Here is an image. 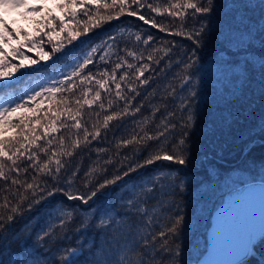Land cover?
I'll use <instances>...</instances> for the list:
<instances>
[{
  "label": "trees",
  "instance_id": "obj_1",
  "mask_svg": "<svg viewBox=\"0 0 264 264\" xmlns=\"http://www.w3.org/2000/svg\"><path fill=\"white\" fill-rule=\"evenodd\" d=\"M58 1L28 0L27 6L15 10L14 15L9 13V10L13 9H0V16H3L9 28L19 34L16 36L18 38L16 40L20 42V46L16 47H18L20 53L39 61L35 65L21 69L15 73L13 78L0 81V96L3 97L12 93V97H15L7 106L1 108L13 107L17 102L27 100L30 94L24 92V89L30 81L34 83L42 79L45 76L42 74L43 72L59 68L65 61L71 57H76L75 55L82 49L95 44L98 40L100 42L96 46L97 48L100 44L105 45L110 42H119L123 46L110 54L107 53L104 60L93 57L94 63L89 65L82 73L84 75L91 71L94 74L95 80L90 84L85 82L81 85L77 80V88L72 92L55 93L50 98H37L35 101H30L26 108L19 110V113L23 114L21 117H27L24 121L25 125L36 129L39 133L43 132L42 125H46L47 120L52 118L54 113L58 110L63 113L56 124L58 131L51 137L53 148L59 151L58 140L60 137H63L66 146H69L77 134V130L73 126L74 121L69 120L68 113L63 110L70 108L75 113L78 109L75 103L77 99L81 102L85 98L92 99L94 93L100 91V101L94 102L91 108L87 105L79 108L80 116L77 119L81 120L82 129L78 133L81 147L77 152L83 153V157L80 158L70 146L67 147V150L73 151L74 156L71 158L60 157L62 162H69L72 171L79 173V175L73 176L71 173L62 170L61 178L68 175L69 179L74 182L69 186L61 179L64 187L70 188L72 191H87L84 187L87 181L95 183L101 177L111 179L112 176L116 175L115 168L126 161L125 156L132 157V159L137 156L146 158L147 155L155 154L160 149L168 150L173 139L172 135L159 137L156 141H143V144L152 145L151 148L147 149V152L141 144L120 148H117L116 145L122 139H130L132 135L139 134L142 136L144 133L140 131L141 128L150 135H158L164 126L161 113L166 115L168 110H178L181 100L188 95L190 90L194 89L197 92V96L192 98V111L195 115V121L189 128L188 142L185 145L186 155L190 158L191 163L189 165H179L173 161H155L152 165L140 168L136 171L137 173L125 177L117 185L108 187L104 192H108L109 195L101 193L94 202L91 201L90 205L87 206L80 205L78 201L66 200L64 196L58 194L54 201H46L40 207L38 213L25 216V220L29 216H33L31 223L28 225L31 230L30 238L26 235L21 238L19 243H4L0 246V261L3 264H61L59 257L62 254L57 253L74 248L76 251L69 255L70 257L65 264H138L142 258H147L142 256L145 252V238L159 230H166L168 221L165 217L169 214L165 211V205L170 207L173 202L179 206L185 216V225L176 237L173 246V252H179V255L175 257L176 264L191 262L192 255H197L195 259L197 260L204 252V249L201 250L200 248L201 244L197 241L205 235L208 229V218L213 209L218 206V198L244 182V179L255 177H257L256 179H264V175L256 176V173L264 172V163L260 162L259 165V162H257L256 164L255 160H251L249 154L245 155L246 152L243 159H238L239 152L245 151L249 143L254 141L256 143L254 147H262L261 153L258 155L262 154L261 160L264 161V143H262L264 141V131L261 130V126H264V0H213V12L207 14L203 20L206 26L203 46L197 50L196 55L199 59L190 70L192 80L183 90L179 89L178 82L174 81L173 77L181 72L183 65L180 61L186 58L185 53L191 55L188 50L193 48V42L187 36L176 33L186 30L182 27L181 20L183 19L187 24V15L192 10H187L182 17L173 18L168 14L167 9L169 4L175 2V0H140L139 6L132 4V0H128L129 6L124 7L122 11L118 6L105 8V0H84L83 4L77 3L74 9H71L72 5L65 9L63 7L62 12L65 11V13L62 14L64 17L62 21H65L66 24L65 30L61 32L58 24V21L61 20L57 21V16L52 14L53 7H59ZM106 2L111 4L112 0H106ZM192 2L198 3V0H192ZM147 4H151L153 8H159L160 11H152L146 7ZM32 7L41 8L42 13L41 11H28ZM69 11L75 12L76 15L74 17L70 16ZM133 11L137 12L138 15H143L145 19L155 18L157 24L165 30L162 31L160 27H153L150 23L146 25L144 21L130 15V12ZM109 14L112 15L113 19L118 18L109 20L107 19ZM46 17L56 18L52 21L50 27H46L41 23ZM90 18L99 19L101 22L95 27H91L85 36L73 40L72 44L68 45L69 33L83 31L92 22ZM187 26L191 27V25ZM122 27L133 28L131 40H128L127 36L124 35L127 29H122ZM196 27H199V24ZM49 31H52L53 34L49 35ZM25 33L28 34L27 39ZM45 33L48 35H45ZM48 36H51V40ZM137 36L141 37L139 41L136 40ZM149 36L152 39L145 44L144 41ZM110 37L114 39H109ZM55 45L62 47V53H57L52 59L42 60V54L50 52ZM101 49L99 54L102 55L108 51ZM125 49L128 51L131 49V52L143 55L144 59L137 60L127 56ZM149 54L153 56L152 61L147 59ZM23 56L17 55V58H19L17 63L23 59ZM118 56L134 65L131 70H128L125 65L116 72L117 82L121 83L122 94L128 97L132 95L127 86L128 81L119 80L124 71L130 72V76H132L131 83L133 86H138L139 81L135 79L133 74L141 66L147 65L144 69V76H151L154 83L147 88L137 87V90L141 93H149L147 97L137 98L142 100L145 105L141 113L135 116L131 115L135 106H138L133 105L129 115L124 116L122 120L110 121L108 128L105 129L103 127L104 117L113 114V112L121 111L124 102L116 98V90L111 80L107 85L109 91L99 89L96 81L108 79V77L101 76L100 73L104 68H107L111 74L112 68L118 62ZM156 60H159V63H156ZM213 61L220 62L214 63ZM25 63H28V61H25ZM3 71L5 70L3 69ZM70 71L68 69L62 70L64 75ZM59 76L58 78L50 77V80L53 78L63 79ZM50 80L43 82L40 87L48 84ZM173 84L177 85V95L174 101L171 98L168 100L163 99L166 90ZM89 88L92 91L85 97L83 93ZM109 92L111 95H109ZM239 92H241L240 96H237ZM65 98L68 101L66 105L60 103ZM109 99L113 100L111 108L107 103ZM101 103L104 105L103 109L100 108ZM164 104H167V109H165ZM156 108H160L161 112L155 113V116H153ZM33 109L35 111H32ZM29 111L31 114L27 113ZM45 111L48 113L47 116H44ZM38 115L44 117L39 121V125L35 123L37 122L35 117ZM178 118L179 112L177 111L176 119ZM18 120L19 118L16 122ZM29 121H31L30 125ZM62 121L68 124L67 128L61 126ZM93 124L100 127L101 136L97 139L89 137L90 143L83 145V127H87L89 132H93ZM19 134L20 129L1 140H16L20 138ZM27 134L28 130L25 131V135ZM48 138L45 137V140ZM39 143L43 146L44 140L39 141ZM98 148H106L109 151L107 153H97L96 149ZM35 150L33 148V151ZM116 152H119L120 155H115ZM177 153L179 154L178 150ZM40 158L41 160L46 159L43 154H40ZM107 158H111L113 164H105L104 161ZM136 160V163H138L139 158H136ZM228 161L231 162L228 164ZM163 162L167 164H163ZM5 163L8 167H11V163L6 158ZM18 163L26 162L20 161ZM210 164H213L212 167L217 169L215 178H210L208 170L205 168ZM226 164L231 165L229 173L231 176L215 183L214 181H219L222 178L221 169ZM167 165L172 170L175 168L174 171L176 172V174H173L170 171V175H167L174 177L172 188L177 186L175 180L178 179L181 182L183 174L189 175L193 172L196 176L199 174L200 178L194 179L190 184L200 183L199 190L190 191L188 187L182 194L178 191L175 196H169L167 200H165V197L163 200L159 197V201L155 203L152 202L154 200H150L148 204L143 205L147 210L146 215L138 212L127 215L123 211L127 199L143 195L140 190L144 183L142 180L152 179L156 185V182L164 180L166 175L154 174H158V171ZM181 166H186L187 169L182 170ZM101 168L108 169V172H101ZM111 169L115 170L111 171ZM206 172L208 178L205 177ZM86 173H90V175L86 176ZM109 173L111 174L109 175ZM21 174L31 176L32 172L29 170L27 175L23 172ZM137 175L140 179L136 178ZM160 184H164V182ZM0 185H3V187H0V204H2L4 203V196H8L9 200L12 199L16 186H12L13 192L10 195L6 191L9 185L5 184L3 180H0ZM132 188L135 190H132ZM202 188L206 189L201 191ZM217 188H219V192L216 197L209 195ZM21 192H23L22 189ZM219 193L221 194L219 195ZM207 197L212 199L206 202ZM123 198H125V201ZM158 203L160 204L159 208H156ZM93 208L95 210H91ZM61 210L65 212L72 210L74 217V221L63 228L60 227L59 221ZM175 210V208L172 209L173 212ZM205 213L208 214L204 217ZM119 214L121 217H119ZM142 216L143 219H141ZM149 217L153 220L152 224L148 223ZM123 220L125 222L124 228ZM80 221L81 224L73 230L72 226ZM101 221L104 224H101ZM49 225L52 227L53 235H56L60 229L61 235L52 237L46 245L52 247V250L48 249L49 254H45V250L36 244V233ZM139 231H141V234L134 242L133 235ZM262 236L264 234L254 242V250L250 256V260L253 257L258 258L257 262L262 260L260 264H264V237ZM149 248L147 254L155 258V264H162V262L163 264H169V260L165 259L168 257V253L160 250V243L156 242L155 247ZM47 257L50 258L49 263ZM149 264H151V261H149Z\"/></svg>",
  "mask_w": 264,
  "mask_h": 264
},
{
  "label": "snow or ice",
  "instance_id": "obj_2",
  "mask_svg": "<svg viewBox=\"0 0 264 264\" xmlns=\"http://www.w3.org/2000/svg\"><path fill=\"white\" fill-rule=\"evenodd\" d=\"M28 0H0V9H18L25 8L27 6ZM77 3L83 4L84 0H67L65 4H62L61 7H68L69 5H76ZM132 4L140 5V0H132ZM213 0H198V3H193L192 0H175V2L170 3L167 9L168 14L173 18L182 17L187 10H192L191 13L187 15V24L182 19L181 24L182 27L186 28V30L179 31L178 35L187 36L189 40L193 42V48L188 51L191 52V55L185 53V59L180 61L183 65L180 73L175 74L173 77L174 81L178 82L179 89H186L189 83L192 80V75L190 70L194 67L199 57L196 55L197 50L203 46V37L205 34V25L203 20L206 18L207 14L213 12ZM120 7L121 11L124 7L129 6L128 0H112L111 4H108L105 0L104 7ZM146 7L151 9L154 12H159V8H153L151 4H147ZM31 12H39L42 11L39 7H32L28 9ZM26 14V13H25ZM75 12H70V16H75ZM99 15V14H98ZM130 15L136 16L137 12H130ZM118 18V17H117ZM55 17H46L43 23L46 27H50L52 21L55 20ZM92 19V18H90ZM107 19H113L112 15H108ZM139 19L144 21L146 24H152L153 27H160L161 30H165L161 25L157 24L155 18L145 19L143 15H139ZM101 21L99 19H92V22L88 27H85L83 31L69 33V38L67 40V44L71 45L73 40L79 39L81 36H85L91 27H95ZM86 23H88L86 21ZM65 21L59 22L60 31L63 32L65 30ZM199 24V27L196 25ZM187 25H191L188 27ZM19 34L9 28L8 24L4 20L3 16H0V42L6 43L7 41L13 39ZM27 33H25V37L27 39ZM45 35H48L45 33ZM49 40H51V36H48ZM109 39H114L110 37ZM141 37L137 36L136 40L139 41ZM152 39L151 36L148 37L147 40L144 41L147 44ZM30 43H34L33 41H29ZM63 49L60 45H55L51 49L50 52H46L42 54V60L52 59L53 56H56L57 53H62ZM98 51L97 47H93L88 55L77 65H75L72 70L63 75V79H51L48 84H45L39 88V90L31 93L27 100H22L17 102L13 107L9 108H0V125L7 124L10 128H19L20 129V138L16 140H0V180H3L5 184H8L9 187L6 191L12 195L13 189L12 186H16L15 194L12 196V199L9 200L8 196H4V203L0 204V246L4 243H19L22 237L28 236L30 238L31 230L28 225L31 223L33 216H29L27 220H25V216L28 214H36L39 212L40 207L44 205L46 201L52 200L60 194L69 201H78L80 205L87 206L91 201H94L98 196L103 193L108 187L117 185L120 181H122L125 177H129L132 173H135L138 169L144 168L148 165H152L155 161L166 160L173 161L179 165H189L191 163L190 158L186 155L187 149L185 145L187 144V135L189 128L192 123L195 121V115L192 111V98L197 96V92L193 89L188 92V95L184 97L179 105V109L168 110L166 115L161 113L163 117V129L159 131L158 135H150L148 132H145L143 128L140 129L144 134L141 136L139 134L132 135L130 139H122L120 140L116 147H128L134 144H141L147 152L148 148H151L152 145L143 144L145 140L156 141L159 137H166V135H172L173 139L169 144L168 150L160 149L155 152V154L147 155L146 158L144 156L141 157L143 159V163H136L133 166L132 163H129L126 168L121 164V169L117 170L116 175L112 176L111 179L101 177L100 180H97L95 183L87 181L84 184V187L87 191H72L70 188H65L63 183H61V179H63L69 186H71L74 182L69 179L68 175H65L61 178V171L64 170L66 173H71V175L76 176L79 173L72 171L69 167V162H62L60 159L61 156H65L71 158L74 156L73 151H68L67 147H71L73 149L81 147V140L79 139L78 133L82 129V123L80 119H77L80 116L79 108H83L87 105L89 108L92 107L94 102L101 100L100 91H96L93 95L92 99L85 98L83 102L77 99L75 101L78 109L75 113L72 112L70 108H65L63 111L68 113V119L74 121V128L77 130L76 138L72 140L71 145L66 146L65 139L60 137L58 140L59 151L53 148V139L51 138L54 133L58 131L56 127L57 121L60 120L61 115L63 114L60 110L53 114L52 118L47 120L46 125H42L43 132L39 133L34 128H29L28 125H25L24 117H20L18 122H13L7 117L10 114L16 113L20 109L26 108L30 101H35L37 98H50L55 93L62 92H72L77 88L76 81L79 80V84L83 85L85 82L89 84L95 80V76L91 71H88L87 74L82 75L84 70L88 68L89 65L93 64V54ZM127 56L133 57L137 60H143V55H138L135 52L128 51L125 49ZM14 55H21L19 49H13L12 52H5L3 47H0V81H6L14 77L15 73L19 72L21 69L27 68L30 65H35L39 63L37 60H33L27 56H23V59L20 60L19 63L13 62L9 57ZM105 56H107V52L104 55L100 56L101 60H104ZM58 58V57H57ZM149 61L153 60V56L149 54L147 56ZM28 61V63H25ZM117 61L115 66L111 70V74L107 68H104L100 73L103 77H108V79H102L96 81L99 89L109 91L107 88L109 80H111L115 87V96L118 100L124 102V106L121 111L113 112L111 115H106L103 120V127L105 129L108 128L109 122L113 120H122L124 116L130 114V109L133 105L135 106L134 111L131 112V115L135 116L138 113H141V110L145 107L142 100H138V97H147L149 95L148 92L141 93L137 90V87L147 88L150 87L154 81L151 76H144V69L147 65H143L136 70L133 74L135 79L139 81L138 86H133L131 83L132 76H130L129 71H124L122 75L119 77L120 81H128V89L132 93L130 97L122 94L121 91V83L117 82L116 72L117 70L123 68L125 65L128 70L134 68L133 64L127 62L126 59L122 57H117ZM156 63H159V60H156ZM9 69L8 71H3V69ZM144 77L143 79H140ZM92 89L89 88L83 94L85 97L88 96V93L91 92ZM109 95L111 93L109 92ZM177 95V85L173 84L169 86V89L166 90L165 96L163 99L174 101ZM60 103L67 104V99H63ZM109 108L113 106V100L109 99L107 101ZM165 109H167V104H164ZM100 108L103 109V103L100 104ZM35 111V109H33ZM177 111L179 112V118L177 117ZM161 112L160 108H156L153 112V116L155 113ZM47 111H45L44 116H47ZM36 121L39 122L44 119L43 116H36ZM31 121H29V125ZM61 126L64 128L68 127L66 122H61ZM139 127V126H138ZM28 128V134L25 135V129ZM94 129L93 132H89L87 127H83V143L85 145L90 143L89 137L92 139H97L101 136L100 127L96 124L92 125ZM261 130L264 131V126H261ZM135 131V130H134ZM45 137H49L45 140ZM44 140V145L42 146L39 141ZM252 146H254L255 142H250ZM264 143V141H262ZM33 148L36 150L33 151ZM179 151V154L177 153ZM250 150V148H249ZM109 149L106 148H98L96 149L97 153H107ZM50 153V154H49ZM40 154H43L46 159L41 160ZM115 155H120L119 152H116ZM5 158L8 162L11 163V167H8L5 163ZM126 160L127 156L124 157ZM20 161H25L26 163H18ZM105 164H113V160L111 158H107L104 161ZM119 163V161H117ZM7 169V170H6ZM31 170L32 175L29 176L28 179L21 178V172L25 175L29 173ZM95 171V169H93ZM101 172H108V169L101 168ZM111 173H109L110 175ZM90 175V173L85 174ZM29 180L31 182H29ZM49 185H51L49 187ZM3 187V185H0ZM163 184L153 185L151 188H147L143 191V195H138L136 199L129 198L126 201V209L128 215H133L134 213H144L147 214V210L143 207L149 203L150 200L159 201V194L161 189L163 188ZM21 189L24 191L21 192ZM184 189V183L181 181L177 186L172 188L171 192L163 193L165 200L169 196H175L178 191L182 192ZM175 208V212L172 209ZM91 210H95L94 208ZM165 211L168 212V216L165 219L168 221L166 224V230H159L158 232H154L150 234L144 240V249L145 252L142 256H146L147 258H142L138 264H155V258L147 254V249L149 247H155L156 242L162 241L161 243V251L168 253V257L165 259L169 260V264H176L175 257L179 255V252H173V246L175 245V239L180 234L182 227L185 225V216L182 214L181 209L175 202L172 203L170 207L165 205ZM67 218V219H66ZM144 217L142 216L141 219ZM60 227L63 228L68 224L74 221L73 211H63L61 210L60 216ZM148 223L152 224V218H148ZM101 224H104L101 221ZM53 230L51 225L47 228L42 229L40 232L36 233L37 242L42 243L44 246L48 244V242L52 239ZM264 237V236H262ZM76 249L66 250V255H61L59 257V261L61 264H65L68 260L69 255L74 253ZM0 264H3L0 261ZM163 264V262H162Z\"/></svg>",
  "mask_w": 264,
  "mask_h": 264
},
{
  "label": "rangeland",
  "instance_id": "obj_3",
  "mask_svg": "<svg viewBox=\"0 0 264 264\" xmlns=\"http://www.w3.org/2000/svg\"><path fill=\"white\" fill-rule=\"evenodd\" d=\"M67 2V0H59L58 1V5H59V7H53V11H52V14L53 15H55V16H57V21L58 20H63L64 19V17H63V15L62 14H64L65 13V11L64 12H62V9L63 8H60L61 7V5L62 4H65ZM76 6L75 5H72V7H71V9H74ZM66 7H64V9H65ZM15 10H17V9H13V10H9V13L10 14H12V15H14L15 14ZM69 12H71V11H69ZM41 13H42V11H41ZM0 15H1V12H0ZM135 18H137V19H139V15H136L135 16ZM114 19H117V18H114ZM113 19V20H114ZM140 20V19H139ZM142 21V20H141ZM58 22H60V21H58ZM59 24V23H58ZM147 25V24H146ZM122 29H127V31H125L124 32V35L125 36H127V39L128 40H131V37H132V35H133V28H131V27H129V28H125V27H122ZM121 29V30H122ZM50 34H53V32L52 31H49V35ZM16 39H18L17 37H14L13 39H11V40H9V41H7L6 43H4V42H0V47H3L4 48V50H5V52H12L13 51V49H18V47H16V46H20L19 45V43L20 42H18ZM43 39H44V37H43ZM44 41V40H43ZM100 42V40H98L95 44H91V45H89V46H87L86 48H84V49H82L77 55H75L76 57H71L69 60H67V61H65L59 68H56V69H54V70H50L49 72H43L42 74L43 75H45L42 79H40V80H38V81H35L34 83H33V81H30L28 84H27V87H25V89H24V92H26V93H28V95L29 94H31L32 92H34V91H36V90H39V87H40V85L43 83V82H46L47 80H50V77L52 78V77H57L58 78V76H59V78H62L63 77V75H64V72H62V70L64 69V70H66V69H68V71L69 70H72V68L75 66V65H77V64H79L87 55H88V53L91 51V49L93 48V47H96V46H98V43ZM123 46H122V44H120L119 42H117V43H114V42H110V43H107V44H105V45H103V44H100L99 45V47H98V51L96 52V53H94L93 54V57H96V58H98V59H100L99 57L100 56H102V54H99V50L101 49V50H104V51H107V53H111L112 51H114V50H119L120 48H122ZM129 47L131 48V46L129 45ZM131 50V49H130ZM129 50V51H130ZM132 51V50H131ZM246 55V54H245ZM260 55V54H259ZM261 55H263V54H261ZM9 59H11L13 62H16L17 63V59H19V58H17V55H14V56H11V57H9ZM27 62V61H26ZM214 63H219L220 61H213ZM5 71H8L9 69H4ZM240 93L241 92H239V94L237 95V96H240ZM12 94V93H11ZM11 94H7L6 96H0V108L2 107V106H7L8 104H9V102L11 101V100H13L15 97H12V95ZM39 99H41V98H39ZM38 99V100H39ZM33 111V110H32ZM28 114H31V112L29 111V112H27ZM23 114L22 113H19V111H17L16 113H13V114H10L8 117H7V119H9V120H11L12 121V119H15V120H13V122H16L17 121V118H20L21 116H22ZM25 119H27V117L26 116H23ZM35 123H37L38 125L40 124L39 122H35ZM19 128H10L7 124H3V125H0V140L2 139V138H6L9 134H12V133H14V132H16L17 130H18ZM26 130H28V128H26L25 129V131ZM256 144V143H255ZM254 144V145H255ZM83 145H85V144H83ZM248 148H245V151L243 152V151H241V152H239V154H238V159H243L244 158V154H245V152L247 153V154H245L246 156L249 154L250 155V157H251V160H255L254 162H256V164H257V162H259V165H260V162H262V163H264V161H262L261 160V158H262V154H260V155H258L259 153H261V150H262V147H260L259 148V146L258 147H254V146H252V144L251 143H249V145L247 146ZM249 148L251 149V150H249ZM73 151H75V152H77V150H79V148H76V149H72ZM77 154L79 155V157L81 158V157H83V153H81V152H77ZM232 156H234V155H232ZM136 158H139V162L138 163H143V159H141L140 158V156H137V157H134V159H132V157L130 158H128V160H126V161H123L122 163H120V165H117V167L118 168H115L116 169V171L119 169V168H121V164L123 165V167L124 168H126L127 166H128V164L129 163H132L133 164V166H135V164H136ZM237 159V158H236ZM235 159V160H236ZM224 161H225V159H223ZM230 160H232V159H230ZM234 160V161H235ZM233 161V160H232ZM222 162V161H221ZM229 162H231V161H228V164H229ZM165 162H163V164H164ZM165 164H167V163H165ZM169 164H170V162H169ZM228 164H226L225 166H224V168L223 169H221V173H222V178L218 181V180H216V181H214L215 183H219V182H221V180H225L226 179V177H230L231 175H229V173H230V171H231V169H230V167H231V165L230 166H228ZM212 165L213 164H210V165H207V166H205V168L208 170V174H209V177L210 178H215L216 176H217V169L216 168H214V167H212ZM254 165V164H253ZM156 167V166H155ZM115 169H111V171L112 170H115ZM162 170H159L158 171V174L156 173V174H154V175H159V174H162L163 176H165L166 175V178L164 179V180H158L157 182H156V185H160V183H162V182H164V184H163V188L161 189V191H160V194H159V197L161 198V200H163L164 199V195H163V193H165V192H171V188L173 187V185H174V177H171V176H167V175H170V171H172L173 172V174H176V172L174 171L175 170V168L172 170V168H170L168 165L167 166H164L163 168H161ZM181 169L183 170H185V169H187V167L186 166H181ZM75 170H76V168H75ZM139 170V169H138ZM192 170V169H191ZM177 171V170H176ZM144 172H146V171H144ZM180 172V171H179ZM137 173V172H136ZM169 173V174H168ZM208 174H207V172H206V178H208ZM199 175V174H198ZM196 176V174L195 173H193V172H191V174H189V175H186V174H183V176H181V180H182V182L184 183V189H183V191L185 192V190H187L188 189V187H189V190L190 191H196V190H199V187H200V183H192V184H190L191 183V181H193L194 179H196V178H200V176ZM260 175H264V172L263 171H261V173H256V176H260ZM262 177V176H261ZM21 178H23V179H28L29 178V176H24V175H22L21 174ZM136 178L137 179H140L139 177H138V175L136 176ZM257 177H255V178H247V179H244L243 181L244 182H242L241 184H239L238 186H236L233 190H231V191H229V192H227V193H225L224 195H222V196H220L219 198H218V202H219V204H218V206L215 208V209H213V211L210 213V216H209V224H208V229L206 230V233H205V235H203V236H201L199 239H198V241H197V243H199V244H201V246H200V248H201V250H203L204 252L202 253V255H200L199 257H198V259L197 260H195L196 259V257H197V255H192L191 256V258H190V260H191V262L189 261V262H186V263H182V262H180L179 264H195V263H197L198 262V260L203 256V255H205L208 251H209V248H210V242H211V237H210V230H211V226L213 225V222H212V219H214V216H226L227 215V213L229 212V211H231L232 209H235L236 208V206H237V201H238V197H239V195L241 194V192L243 191V189H245V188H247L250 184H252V183H255V182H264V179L262 180V179H256ZM157 179H159L158 177H157ZM242 179V178H241ZM249 179H251V180H249ZM178 180V179H177ZM177 180H175V185H178L180 182H179V180L177 181ZM202 180V179H201ZM144 183H143V186L142 187H140V190L142 191V194H143V191L144 190H146L147 188H151L152 186H153V181H152V179L151 180H148L147 178L146 179H143L142 180ZM29 182H31L30 180H29ZM131 184V183H130ZM146 184V185H145ZM190 184V185H189ZM141 185V184H140ZM206 186V185H205ZM207 188V187H206ZM206 188H202L201 189V191L202 190H205ZM132 190H135V189H133L132 188ZM22 191H24L23 189H22ZM183 191L182 192H180V194H182L183 193ZM218 192H219V188H217L214 192H212V193H210L209 195H214L215 197L217 196V194H218ZM104 194L103 195H109V193L108 192H103ZM222 193V192H221ZM221 193H219V195L221 194ZM102 195V196H103ZM209 195H207V196H209ZM137 197V196H136ZM136 197H132L133 199H136ZM209 199H212V198H206L205 200H206V202L209 200ZM123 200L125 201V198H123ZM153 203H155V202H158V201H156V200H154V201H152ZM205 202V201H204ZM125 205H126V203H125ZM159 203L156 205V208L158 207L159 208ZM124 206V205H123ZM102 207V206H101ZM122 209H123V207H121ZM121 209V210H122ZM125 213H127V209H126V207H124V210H123ZM206 214H208V213H205L204 214V217H205V215ZM120 215V214H119ZM128 215V214H127ZM59 216V215H58ZM119 217H121V215L119 216ZM123 219V218H122ZM80 220V219H79ZM84 221H87V220H84ZM79 224H81V221L80 222H77V223H75L73 226H72V229L73 230H75L77 227H78V225ZM125 227V222H124V220H123V228ZM60 231H61V229L59 230V232L56 234V235H53L52 237H56V236H59V235H61V233H60ZM264 232V231H263ZM140 234H141V231H139V232H136L134 235H133V239H134V242L137 240V238L140 236ZM160 243V245H161V241H158V244ZM150 248H152V247H150ZM149 248V249H150ZM254 249L252 248V251H253ZM57 254H62V255H66L67 253L64 251H61V252H59V253H57ZM70 257V256H69ZM68 257V258H69ZM49 259L50 258H48L47 257V261H48V263H49ZM251 258L249 257L248 259H245V260H242V261H240L238 264H260L261 263V261L262 260H259L258 262H257V260H258V258H256V257H253L252 258V260H250ZM195 260V261H194ZM246 260H248V261H246ZM134 261V260H133ZM246 261V262H245ZM255 262V263H254Z\"/></svg>",
  "mask_w": 264,
  "mask_h": 264
},
{
  "label": "bare ground",
  "instance_id": "obj_4",
  "mask_svg": "<svg viewBox=\"0 0 264 264\" xmlns=\"http://www.w3.org/2000/svg\"><path fill=\"white\" fill-rule=\"evenodd\" d=\"M212 222L209 251L195 264H232L245 255L251 239L254 244L264 234V182H255L243 189L236 208L226 216H214ZM36 244L45 250V254H49L48 249L52 250L40 242ZM251 254L252 251L246 259Z\"/></svg>",
  "mask_w": 264,
  "mask_h": 264
},
{
  "label": "water",
  "instance_id": "obj_5",
  "mask_svg": "<svg viewBox=\"0 0 264 264\" xmlns=\"http://www.w3.org/2000/svg\"><path fill=\"white\" fill-rule=\"evenodd\" d=\"M251 235H252V232H251ZM253 242V240L251 239V241H250V245H249V248H248V250H247V252L245 253V255H243L241 258H239V259H236V260H234V262L232 263V264H238L240 261H242V260H245L249 255H250V253H251V251H252V243ZM204 256V255H203ZM202 256V257H203ZM201 257V258H202ZM201 258L198 260V262L201 260Z\"/></svg>",
  "mask_w": 264,
  "mask_h": 264
}]
</instances>
